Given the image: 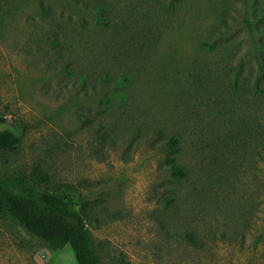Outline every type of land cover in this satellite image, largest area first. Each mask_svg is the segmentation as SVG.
I'll return each instance as SVG.
<instances>
[{
    "label": "rangeland",
    "instance_id": "rangeland-1",
    "mask_svg": "<svg viewBox=\"0 0 264 264\" xmlns=\"http://www.w3.org/2000/svg\"><path fill=\"white\" fill-rule=\"evenodd\" d=\"M263 46L264 0H0V175L74 185L102 264H264ZM0 264L77 260L6 216Z\"/></svg>",
    "mask_w": 264,
    "mask_h": 264
},
{
    "label": "trees",
    "instance_id": "trees-1",
    "mask_svg": "<svg viewBox=\"0 0 264 264\" xmlns=\"http://www.w3.org/2000/svg\"><path fill=\"white\" fill-rule=\"evenodd\" d=\"M99 11L98 22L107 25L109 19L106 7H100ZM259 69L264 76V65ZM21 141V137L13 130H0V151L16 152ZM181 152L180 136H167L165 162L172 178L177 181L186 179L189 175V169L180 162ZM51 183V175L41 165H36L29 177L0 175V217H11L53 249L59 250L70 245L77 264H102L94 248L93 234L88 227L98 220L90 216L91 201L82 197L75 199L74 185H58L48 189L47 186ZM78 213L86 226L77 232H71V223Z\"/></svg>",
    "mask_w": 264,
    "mask_h": 264
}]
</instances>
